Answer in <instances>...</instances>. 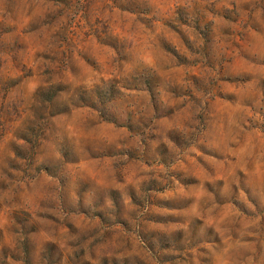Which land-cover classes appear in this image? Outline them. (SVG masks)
<instances>
[{
    "label": "rangeland",
    "instance_id": "rangeland-1",
    "mask_svg": "<svg viewBox=\"0 0 264 264\" xmlns=\"http://www.w3.org/2000/svg\"><path fill=\"white\" fill-rule=\"evenodd\" d=\"M0 264H264V0H0Z\"/></svg>",
    "mask_w": 264,
    "mask_h": 264
}]
</instances>
